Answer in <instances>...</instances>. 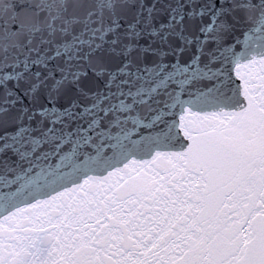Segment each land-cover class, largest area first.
Masks as SVG:
<instances>
[{"label":"water","instance_id":"obj_1","mask_svg":"<svg viewBox=\"0 0 264 264\" xmlns=\"http://www.w3.org/2000/svg\"><path fill=\"white\" fill-rule=\"evenodd\" d=\"M0 264H264V0H0Z\"/></svg>","mask_w":264,"mask_h":264}]
</instances>
